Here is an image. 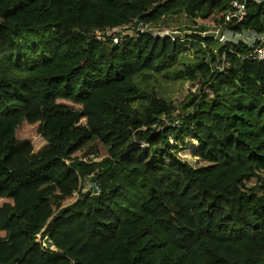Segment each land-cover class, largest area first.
<instances>
[{
	"label": "trees",
	"instance_id": "obj_1",
	"mask_svg": "<svg viewBox=\"0 0 264 264\" xmlns=\"http://www.w3.org/2000/svg\"><path fill=\"white\" fill-rule=\"evenodd\" d=\"M231 1L0 0V264H264V61L202 35ZM179 16L183 41L94 35ZM229 28L263 33V4ZM187 41L200 93L142 88Z\"/></svg>",
	"mask_w": 264,
	"mask_h": 264
},
{
	"label": "rangeland",
	"instance_id": "obj_2",
	"mask_svg": "<svg viewBox=\"0 0 264 264\" xmlns=\"http://www.w3.org/2000/svg\"><path fill=\"white\" fill-rule=\"evenodd\" d=\"M132 26V25H131ZM200 26L192 23V20L186 18L185 16H179L176 18L166 19L164 22L156 25H150L149 27L155 31H175L173 34L175 37L180 38L181 41L186 40V38H190V35L193 34V31ZM212 26H209L210 29ZM133 33V30H129ZM188 43V49L184 51V53L180 56L179 60L173 63L166 69H162L161 71H156L152 73L150 79L144 80L141 76L138 77V82L142 88L146 90H154L157 95L163 97L167 100L173 101L176 105L190 97L191 95H197L200 93L202 88V80L200 78L193 80L189 78H180L174 79V75L176 72L184 70L186 65L196 63L201 60V58L205 55L203 50H201L200 43L194 41ZM206 56V55H205ZM208 56V55H207ZM209 61L210 58H207ZM208 89V87H205ZM210 95H212V90L209 89ZM24 137V136H20ZM29 137V136H28ZM31 140L34 143L35 149L42 148L46 142L45 140L36 133L31 134ZM192 145H188L187 147L181 149L179 152V157L183 160L189 161L194 165L201 164L195 157L191 155ZM106 154V151L103 150L101 155ZM97 159V158H96ZM254 182H250L249 185H252ZM84 191H90L92 187L90 182H86L84 185ZM37 239L43 243L45 247L50 248L51 250H56V247L51 246L48 242L45 241V238H42L39 235Z\"/></svg>",
	"mask_w": 264,
	"mask_h": 264
},
{
	"label": "built area",
	"instance_id": "obj_3",
	"mask_svg": "<svg viewBox=\"0 0 264 264\" xmlns=\"http://www.w3.org/2000/svg\"><path fill=\"white\" fill-rule=\"evenodd\" d=\"M258 4H263L264 0H254ZM231 5L233 10L226 15L225 22L214 25L210 29L202 32L203 36H214L219 40L220 43L227 44L229 42L238 44L244 43L253 47L247 58L253 61H264V32L259 33L254 30H243L240 32L233 31L229 28L230 24H237L245 17L248 13V0H232ZM149 24L141 23L136 28L133 26H122V27H106L103 29H97L94 35L100 40H111L114 43L126 39L127 37H137L139 34L149 32L154 37H171L176 39L173 34L175 31H162L158 32L149 27ZM129 30H133L131 33ZM219 71H223L224 64L217 65ZM39 237L41 234H38ZM38 240V239H37ZM39 241V240H38Z\"/></svg>",
	"mask_w": 264,
	"mask_h": 264
},
{
	"label": "water",
	"instance_id": "obj_4",
	"mask_svg": "<svg viewBox=\"0 0 264 264\" xmlns=\"http://www.w3.org/2000/svg\"><path fill=\"white\" fill-rule=\"evenodd\" d=\"M92 179L95 181L96 180V177L94 176ZM94 190H95L94 192H97L98 191L97 187H95ZM88 192H90V191H88Z\"/></svg>",
	"mask_w": 264,
	"mask_h": 264
}]
</instances>
